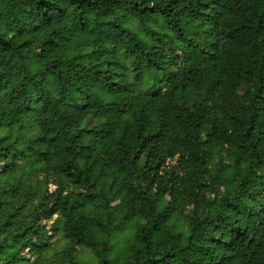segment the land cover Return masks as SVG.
<instances>
[{
    "label": "trees",
    "instance_id": "16d2710c",
    "mask_svg": "<svg viewBox=\"0 0 264 264\" xmlns=\"http://www.w3.org/2000/svg\"><path fill=\"white\" fill-rule=\"evenodd\" d=\"M78 247L264 264V0H0V264Z\"/></svg>",
    "mask_w": 264,
    "mask_h": 264
},
{
    "label": "rangeland",
    "instance_id": "374dc122",
    "mask_svg": "<svg viewBox=\"0 0 264 264\" xmlns=\"http://www.w3.org/2000/svg\"><path fill=\"white\" fill-rule=\"evenodd\" d=\"M41 179V177H40ZM52 187V185H50ZM54 219L52 218L47 222V225H51ZM49 245L45 248L48 251H60L61 247L65 243V239L61 231L57 228H53L52 231L47 234ZM78 256L83 258V264H96V260L90 250L78 247Z\"/></svg>",
    "mask_w": 264,
    "mask_h": 264
}]
</instances>
